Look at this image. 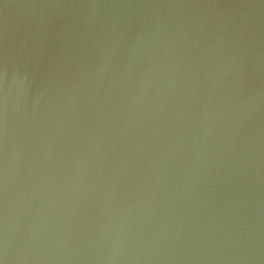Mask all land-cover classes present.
<instances>
[{"label": "water", "instance_id": "water-1", "mask_svg": "<svg viewBox=\"0 0 264 264\" xmlns=\"http://www.w3.org/2000/svg\"><path fill=\"white\" fill-rule=\"evenodd\" d=\"M0 264H264V0H0Z\"/></svg>", "mask_w": 264, "mask_h": 264}]
</instances>
